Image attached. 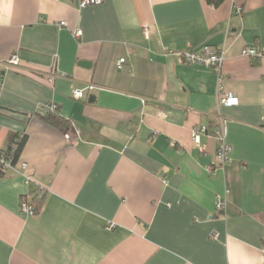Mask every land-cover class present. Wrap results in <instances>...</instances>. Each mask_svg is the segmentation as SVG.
Listing matches in <instances>:
<instances>
[{"label":"crops","instance_id":"0c3cea01","mask_svg":"<svg viewBox=\"0 0 264 264\" xmlns=\"http://www.w3.org/2000/svg\"><path fill=\"white\" fill-rule=\"evenodd\" d=\"M186 43L222 51L219 72L162 49ZM248 46L264 48V0H0V149L23 134L26 163L0 176V264H264V57ZM48 103L68 132L39 116ZM219 119L216 168L217 140L193 132Z\"/></svg>","mask_w":264,"mask_h":264},{"label":"built area","instance_id":"2783aa9c","mask_svg":"<svg viewBox=\"0 0 264 264\" xmlns=\"http://www.w3.org/2000/svg\"><path fill=\"white\" fill-rule=\"evenodd\" d=\"M101 0H81V5L87 4H98ZM60 25H65V22H60ZM145 35L148 34V28L144 27ZM81 34V30L75 31V36L78 37ZM163 52L167 55H173L180 58L183 62L187 64H202L207 67H212L215 71L219 72L220 66L223 60V53L220 50L214 49L209 45H204L199 49H193L190 43H186L183 49L173 50L168 46H164ZM242 54L249 57L263 58L264 57V48H256L253 46L245 47L242 50ZM8 65H17L19 58L17 54H12L7 60ZM124 58H120L116 66L117 68H121L124 64ZM94 88L93 85H86L84 88H78L72 90V97L74 99H83L88 94L89 91ZM235 102V99L228 95L226 92L222 91L221 88L217 91L216 103L220 106H228ZM56 107V104L48 103L42 104L38 107L37 113L39 115L45 114L46 112L51 111ZM200 132H205L209 137L214 136L217 140L216 152L213 160V167L221 168L224 164L229 160L231 147L225 141V126L224 122L219 119L218 126L213 129L211 132L206 127H202L200 129H196L193 132V141L197 146H200ZM65 137L73 143H76L78 140V134L74 138L71 135L65 134ZM23 138V134L17 136V138L12 142V148L1 150L0 149V176L7 174L11 170H20L25 169L26 163L21 162L19 164V168L14 165V153L17 149L18 144ZM25 179H29V177L24 174ZM229 193V190L226 189L223 196H219L216 202V210L218 212L223 211L226 205V196ZM20 209L23 212L31 214V207L27 204L26 201L22 200L20 203ZM114 224H108L107 228H112Z\"/></svg>","mask_w":264,"mask_h":264},{"label":"trees","instance_id":"16d2710c","mask_svg":"<svg viewBox=\"0 0 264 264\" xmlns=\"http://www.w3.org/2000/svg\"><path fill=\"white\" fill-rule=\"evenodd\" d=\"M222 1L223 0H206V2L212 6H218ZM39 116L42 117L45 121H47L51 125L62 130L64 133L68 132L70 129L71 126L70 121L60 114L57 105L51 111L46 112L45 114H41ZM24 137L25 136L23 135L22 140L17 146V149L14 153V158L17 157V154L21 149V146L24 141ZM16 138L17 136L14 137L13 141ZM11 148L12 146H10L8 149L10 150ZM43 198H44V193L39 188H36V190H34L30 195L24 196L23 200L26 201L27 204L31 207V215H35L40 211L43 204Z\"/></svg>","mask_w":264,"mask_h":264},{"label":"water","instance_id":"95a60500","mask_svg":"<svg viewBox=\"0 0 264 264\" xmlns=\"http://www.w3.org/2000/svg\"><path fill=\"white\" fill-rule=\"evenodd\" d=\"M81 65H84V64H81ZM90 99H91V98H90ZM90 99H89V100H90Z\"/></svg>","mask_w":264,"mask_h":264},{"label":"rangeland","instance_id":"374dc122","mask_svg":"<svg viewBox=\"0 0 264 264\" xmlns=\"http://www.w3.org/2000/svg\"><path fill=\"white\" fill-rule=\"evenodd\" d=\"M60 25V24H59ZM61 26V25H60Z\"/></svg>","mask_w":264,"mask_h":264}]
</instances>
